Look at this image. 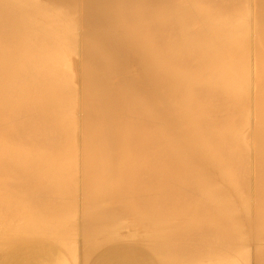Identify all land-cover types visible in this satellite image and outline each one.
Masks as SVG:
<instances>
[{
    "label": "bare ground",
    "instance_id": "bare-ground-1",
    "mask_svg": "<svg viewBox=\"0 0 264 264\" xmlns=\"http://www.w3.org/2000/svg\"><path fill=\"white\" fill-rule=\"evenodd\" d=\"M38 1L0 0V264H264V0Z\"/></svg>",
    "mask_w": 264,
    "mask_h": 264
},
{
    "label": "rangeland",
    "instance_id": "rangeland-1",
    "mask_svg": "<svg viewBox=\"0 0 264 264\" xmlns=\"http://www.w3.org/2000/svg\"><path fill=\"white\" fill-rule=\"evenodd\" d=\"M38 2H40V3H42V2H43V3H44V2H45V0H39ZM54 4H55V3H54ZM252 263H253V262H252Z\"/></svg>",
    "mask_w": 264,
    "mask_h": 264
}]
</instances>
